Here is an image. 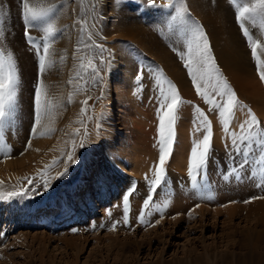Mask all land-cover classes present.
Segmentation results:
<instances>
[{
    "label": "rangeland",
    "instance_id": "obj_1",
    "mask_svg": "<svg viewBox=\"0 0 264 264\" xmlns=\"http://www.w3.org/2000/svg\"><path fill=\"white\" fill-rule=\"evenodd\" d=\"M117 1L123 3V9L128 10L130 5L127 4L129 2L135 3L131 7V12L136 13L140 24L147 28L149 27L175 57L177 66L186 77V84H181L179 81L174 82L179 93L182 91L180 95L183 97H181L185 101L189 99L188 97L185 98L186 96L183 92H185L186 87H190L194 90L193 92L196 96L202 99L198 95L186 67V60L181 57L178 48L169 39L171 29L166 23L161 21L163 19L159 18L162 15L169 18L176 15V13L167 8H151L147 6L146 0ZM182 1L188 9V15L192 16L193 19L196 18L197 21H204L202 18L199 19L197 13L192 9L193 3L191 0ZM30 2L44 6L55 4L56 12L53 15L56 25L64 19L60 26L57 25L62 31L57 34L50 50L55 63L46 69L42 79L48 96H59L53 92L58 86H67L70 78L73 80L75 78L78 79H75V81L77 80L76 85L78 82L80 83V86H76L77 89L82 88L85 92L82 91L84 96L79 101L80 105L77 116H75L80 123L79 132L81 133L79 136L77 135L78 139L74 140L84 139L88 146L77 150L80 163L70 169L69 175L64 178L63 182H54L50 191L31 198L0 199V215L2 214L0 216V264H99L100 262L94 263L93 260L95 258L94 255L101 252L99 258L104 262L103 264H112L114 263L113 256L116 254L113 253V250H108V246L112 244L113 240H117L118 248H122V242L128 244L124 251L118 250V254L133 260L131 264H264V186H258L261 184L259 166L254 162L259 149L253 152L249 165L245 166L239 176L229 174L230 170L243 157L235 154V159H233L231 138L226 134V142L229 145L227 151L218 153L213 149L211 158L208 161L206 180H200V189L191 187L190 177L188 176L190 150L193 141L191 136L195 137L196 134L199 138H202L205 134L202 130L197 131V128L202 129L203 126L198 121L194 123L196 119L195 106L205 109L204 112L212 123L214 133L212 143L214 140H221V136L217 134L218 132H215V128L221 123V119H217L219 115L216 110V114L212 111V116L209 115L213 109H209L211 107L204 100L202 101L204 102L203 104L202 102H194L191 104L187 103L186 106L185 103L183 104L185 108L181 107L183 111L181 108L178 110V119L175 124L176 136L170 157L176 159V156L180 155V157L188 160V164L186 163L185 167L182 168L183 172L180 171V173H183L182 175L177 178L168 177L169 184L167 183L165 188L157 189L156 193L153 194V201L150 202L149 208L146 209L148 213L145 215V223H141L140 219L137 218V213L131 210L127 213L128 222H124L125 211L121 207V203L122 196L128 186H123V192H120L119 196L114 197V200L110 201L106 207H113L111 215L104 217L105 209L102 206H99L97 214L92 213L90 215V213L86 212L87 214H83L84 220H81L78 228H76L77 231H73L75 228L69 224L64 227H57L53 224L42 227L35 225L36 219L34 217L41 215L50 203H56L67 198L70 194V186L85 172L87 159L90 157L93 143L96 141L97 132L94 124L99 123L104 113V105L106 106V89L109 82L106 77H108V71L114 60L111 57V53H109L111 47L107 48L109 46L106 44L107 39H109L107 30L111 21L106 22L104 19V0H30ZM158 2L167 3V0H158ZM226 3L231 8L230 13L234 16L240 37L247 46L250 60L255 67L256 78L264 85V81L260 79L257 71L256 61L252 57L250 45L237 22L236 6L232 4L231 0H227ZM81 18L88 21V26L92 33L91 39L88 38L86 33L80 31L81 25L79 21ZM76 26L79 28L78 32ZM0 28L3 29L5 34L4 37H0V47L13 53L20 74L16 107L12 115L7 119L2 135H0V145L8 144L12 149L7 156L4 152H0V171L4 172L6 169L12 168L13 165L11 163H19L36 141L57 140L58 135L55 133L41 135L49 127L45 120L47 115L43 117L41 126H37V133L30 135L34 122V94L39 70L38 58L34 47L29 45L24 34L25 24L22 18L21 0H0ZM28 31L35 37H43L44 35L37 28H29ZM68 36L70 42L68 43L69 45H65L64 38H68ZM82 38L85 43L90 45L86 50L87 55L96 57L95 62L102 69V80L91 81L88 79L89 73L83 72L79 68V58L85 55L84 51H78V47L81 49L83 47L79 43ZM209 41L210 45H213L212 39ZM93 42L102 44L104 46L103 52L101 49L91 46ZM261 44L264 45V36ZM260 51L261 59L264 60V52L261 49ZM101 55L105 58L104 62L100 60ZM61 57H64L63 61H61ZM150 58L157 60L152 54H150ZM153 63L155 62L153 61ZM155 64L158 65V71L166 72L161 59H159V63ZM219 69V71H222V68ZM78 72L81 73L82 78L77 76ZM210 82L212 84L215 83L214 79L209 81V84L212 85ZM228 82L231 85L232 81L228 80ZM147 84L153 85L152 80L147 81ZM208 90H212L211 86ZM152 91L155 90L153 89ZM101 92L103 93L102 96ZM89 96L92 98L88 99ZM98 96L101 97L99 100L96 99ZM261 98L259 104L246 100L241 101L242 105L235 109V116L230 123V131L235 130L239 133V125L248 118V108L257 115V118L261 121V126L264 127V96ZM63 99L66 105L68 99ZM86 99H88L87 106L82 103V100ZM155 100L150 101L151 103L148 106L150 109L152 108L153 117L156 118L153 125L158 129V105H156L157 100ZM64 108L66 110L69 109L68 106H64ZM85 108L86 110L82 111ZM220 130H224L223 127ZM189 137L191 140L188 139ZM29 139H31V147H26ZM147 153L145 151L141 155H147ZM56 169L58 168L56 167ZM254 169L257 170L255 174L253 173ZM225 175H228L229 178L224 179ZM138 183L135 184L134 194L129 197V203L132 201L135 206L140 208L143 206V201L146 197L144 199L136 197ZM91 188H93L92 185ZM19 189L12 190L9 188L3 189L1 192L7 193ZM92 191L94 192V189ZM85 192H83L84 194L82 193L84 196L82 200H85L84 203H86L85 195H87V192ZM253 197H256V199H253ZM166 200L169 203L164 208L163 213H161L157 210L155 204L163 207ZM245 201L248 202L246 203ZM81 202H77L78 206ZM78 206L76 210L79 212L80 207ZM78 212H74L73 215L78 214ZM31 216L33 218L29 219ZM157 221L159 222L157 223ZM114 223H116L115 229L112 227ZM129 225L131 226L132 238L127 240L122 235L126 233V228ZM142 225H146L145 230L147 231L155 229L158 234L160 232L167 233L165 235L167 244L164 242L158 244V239H154L152 242L150 240L146 241L147 243L141 241L143 242L141 245L140 241H137V239L142 238L141 234L135 237L133 235L135 232L137 234V229ZM168 233H172V235H168ZM177 235L178 237L172 238ZM150 244L152 245L150 248L151 255L149 254L147 257V250ZM192 248L195 250L194 254L189 251Z\"/></svg>",
    "mask_w": 264,
    "mask_h": 264
},
{
    "label": "bare ground",
    "instance_id": "obj_2",
    "mask_svg": "<svg viewBox=\"0 0 264 264\" xmlns=\"http://www.w3.org/2000/svg\"><path fill=\"white\" fill-rule=\"evenodd\" d=\"M191 1L193 3L192 9L197 13L198 18L204 20H199L200 22H198L203 25L208 40L212 39L213 41L211 50L215 57L216 66L218 69L222 68V71H220L221 75L232 81L231 86L234 91H236L239 101L246 100L251 101V103L259 104L262 99L261 97L264 96V85L256 78L255 67L250 60L247 46L240 37L234 16L230 13L231 8L226 3L227 0ZM240 2L243 3L244 0H240ZM103 4L104 19L106 22L111 21L110 27L107 30L109 39H107L106 44L109 46L107 48L111 47L109 53H111L114 63L111 62L113 65L108 71V77H106L107 80L109 79V82L106 89V106L104 105V113L99 123L97 122L98 124H94L97 132L96 141L93 143L90 157L87 159L84 174L70 186V194L67 198L56 203H50L41 215L34 217L37 227L50 224L57 227H64L69 224L76 229L79 226V222L84 220L83 214L86 212L88 214L90 213V215H92V213L97 214L99 206L105 209L104 217H107L111 215L113 207H106L110 201L114 200V197L119 196V193L123 192L122 187L128 186L126 188L127 190L132 184L138 182L139 186L136 197L138 199H144L148 194L145 174L151 177L154 171L153 166L159 161L158 131L153 125L156 118L153 117L152 108L150 109L148 106L157 98L156 96L158 93L155 77L160 75L161 72L157 70L158 65L155 63H159V59H161L166 69V72L163 74L171 81L173 80V82L179 81L181 84H186V77L177 66L173 54L149 27L147 28L140 24L137 20L136 13L131 12V7H133L135 3L129 2L127 4L130 5L129 10L123 9V3L117 0H104ZM176 6H185V4L182 0H176ZM167 9L176 13L173 8ZM174 16L176 15L172 17ZM172 17L168 18L162 15L159 18L163 19L161 21L166 23L171 29L169 39L174 43L176 48H178V52L186 54L191 36L189 28L193 22H197V19H193V17L188 14L175 20H173ZM63 21L64 19L58 22L57 25L60 26ZM245 26L249 27L250 34L254 39H259L262 42L264 35L261 34L259 18L255 25L251 22H246ZM76 28L78 32L79 28L77 26ZM64 42L65 45L70 42L69 36L68 38H64ZM150 54L155 56L157 60L155 58L152 60ZM258 54L261 55L260 49H258ZM153 61L155 63H153ZM142 67L143 79L138 83L136 76L139 74ZM71 79L72 78H70V80ZM75 79L71 80L72 83H69V80L67 86L63 85L57 88L55 86L56 89H53L54 91L51 90L55 95L59 96L47 95V98L51 100L55 107L51 114L46 116L45 120L49 127L54 129L50 135L54 133L57 134V140L36 141L27 154L21 159V163L19 162L20 164H15L13 162L11 163V165H13L12 168L6 169L4 172L0 171V182H2L0 183V192L1 190L3 191V189H18L22 184L24 187H27L24 178H36L38 173L45 169L46 165H50L54 159H59L64 152L70 149L73 140L78 139L81 132L78 133V136L77 134L74 135V133H77V130H79L81 126L75 116H77L76 114L80 105L79 101H81V98L84 96V93H82L84 90H82V88L77 89L76 86H80V83L78 82L79 84L77 83L76 85L78 79L76 81ZM149 80H152L153 85L147 84ZM210 86L209 84V87ZM153 89L155 91H152ZM193 91L194 90L190 87H186L183 93L186 96H184L185 98H189L187 101L191 100L192 103L202 102L203 98H198L199 96L197 97ZM63 98L68 99L66 105L64 104L65 100ZM217 99H219V97ZM203 103L204 102H202V104ZM63 105L68 106L69 109L66 110ZM181 107L185 108L184 105H181ZM206 111H208V109H206ZM212 111H214L215 114L218 112L211 110L210 116H212ZM217 119L219 120L220 117ZM219 125L215 128V132H218L217 134L221 136V140L213 141V149L218 153H224L227 151L229 145L226 142L225 131L220 130L223 125L221 124V127ZM196 136L195 134V137ZM193 138L194 136H191L192 140ZM188 139L191 140L190 137ZM197 139H199L198 136ZM75 141L79 142V140ZM145 151L148 152L147 155H141V153ZM186 163L188 164V160L180 157V155H177L176 159L170 157L166 162L168 177L177 178L179 175H182V168L185 167ZM56 167L58 169H56ZM56 167L52 169L50 175L54 176L57 172L62 170L60 165ZM180 171L182 172L180 173ZM57 181L63 182L64 179L54 182ZM91 185L93 188H91ZM89 187L92 190L94 189V192L90 190ZM85 191L88 195H85L86 203H84L85 200H82L84 197L83 192ZM77 202H81L79 206ZM77 206L80 207L79 212L76 210ZM121 207H123V203H121ZM130 210L137 213V218H139L141 212H145V215L148 213V210L146 211L143 206L139 208L135 206L132 201L130 203ZM74 212H78V214L73 215ZM28 216L30 215L28 214ZM32 218L33 216L29 217V219ZM145 226L146 225H142L139 227V229H137V234L135 232L133 235V237H135L141 234L142 238L137 239V241H140L141 245L143 243L141 241L147 243L146 241L150 240V242H152L154 239H158V244L163 242L167 244V242H165V235L167 233L160 232V234H158L155 229L153 230L154 232L152 230L147 231L145 230ZM130 227V225L127 226L126 233L122 235L124 239L129 240L132 238ZM168 235H172V233H168ZM176 237H178V235L172 238ZM116 241L117 240H113L112 244L108 246V250H113V253L116 254L113 256L114 263L112 264H131L133 260L128 259L127 256L118 254V250L124 251L128 244L122 242V248H118L119 244ZM170 244L172 245V243ZM151 247L152 245L150 244L147 250V257L149 254L151 255ZM189 251L193 254L195 252L194 248L189 249ZM101 253L94 255V263H104L99 258Z\"/></svg>",
    "mask_w": 264,
    "mask_h": 264
},
{
    "label": "snow or ice",
    "instance_id": "obj_3",
    "mask_svg": "<svg viewBox=\"0 0 264 264\" xmlns=\"http://www.w3.org/2000/svg\"><path fill=\"white\" fill-rule=\"evenodd\" d=\"M232 4L237 9V22L241 27L243 35L247 38V42L251 48V54L256 61L257 71L260 79L264 81V60L261 59V55L258 54V49L264 52V45L261 44L259 39H254L250 34L249 27H246V22H251L253 25L257 23L259 18L261 26V34L264 35V0H244L243 3L240 0H231ZM147 6L151 8H173L176 11V16L172 17L173 20L182 18L187 14L188 9L186 6H176V0H167V3H159L158 0H146ZM21 12L22 18L25 24V36L29 45L34 47L38 58V70L39 76L34 94V122L30 130V135L37 133V126H41L42 119L45 115H50L55 105L51 100L47 98V92L42 79L43 73L47 68L54 65L55 60L52 58V43L58 33L62 30L57 27L54 18L56 12L55 4H48L44 6L42 4H33L30 0H21ZM81 27L80 31L86 33L88 38L91 39L92 33L88 26V21L81 18L79 21ZM94 27V25H92ZM37 28L40 29L44 35L43 37L32 36L28 29ZM189 31L191 33L187 53H182L181 57L186 60V67L188 68L191 79L196 87L198 95L213 109L218 111L221 119L223 129L225 133L231 138V147L233 149V159L235 154H239L243 157L238 164L230 170L229 174H235L239 176L240 172L249 165L250 157L256 149H259L257 155L254 158L255 164L259 166L258 171L261 178V184L258 186H264V127L261 126V121L257 118V115L248 108V118L245 119L240 125V131L237 133L235 130L230 131L231 120L235 116V109L242 105V102L238 100L236 92L232 89L226 77H223L215 64V57L212 54L211 45L205 32L203 25L199 22H193L190 25ZM3 29L0 28V37H4ZM83 47H78V51H84L85 55L81 56L79 68L83 72L89 73V79L93 82L102 80V69L95 62L96 57L88 56L86 50L90 47L85 43L83 38L79 42ZM93 47L101 49L103 52L104 46L102 44H95ZM63 61L64 57L60 58ZM86 60V63H85ZM100 60L105 61V58L101 55ZM78 77H81V73H77ZM82 78V77H81ZM143 79V71L137 76V82H141ZM157 83V117L158 123V146H159V161L153 166L154 171L151 177L145 174V183L148 187V194L143 201V208L148 209L150 202L153 201V194L156 193L158 188L166 187L168 183V175L166 169V162L170 158L173 150V144L175 141V124L178 119V110L181 105L191 101H185L176 85L173 81L161 73L155 77ZM215 80V83L211 85V91L209 88V81ZM69 83H72L70 80ZM87 83V81H85ZM20 86V74L17 61L11 51H6L0 47V135H2L3 127L7 119L12 115L16 101L19 94ZM142 88V85H141ZM214 93V94H213ZM103 93L101 92V96ZM220 97L218 100L216 97ZM92 97H88L91 99ZM101 97H96L99 100ZM88 99L82 101L83 105L87 106ZM247 107V106H244ZM82 109V111H85ZM196 119L194 123L198 121L201 128H197V131H203L205 134L202 138H193L192 147L190 150V159L188 165V176L190 177L191 187L194 189H200V180L207 178L208 161L211 158L213 151V129L212 123L208 119V116L199 106H195ZM53 128H46V132L41 133L50 134L53 132ZM79 130H77V135ZM88 145L84 139H80L79 142L73 140L69 150L64 152L59 159H54L50 165H46L45 169L40 171L36 178H24L27 187L21 185L19 190L10 191L7 193L0 192V199L11 200L13 198H31L37 195H43L45 192L50 191L54 181L64 179L69 175L70 168L80 163V157L76 155L77 149L86 148ZM255 146V147H254ZM26 147H31V139H29ZM11 146L8 144L0 145V152H4L7 156L11 153ZM60 165L62 170L57 172L54 176L50 175L52 169ZM256 169L253 173H256ZM228 175H225L224 179H228ZM2 183V182H0ZM136 185L132 184L122 196V203L125 211L124 222L127 223L129 217L127 213L130 210L129 197L134 194ZM256 199V197H253ZM246 203L248 201H245ZM169 201H164L163 207L159 204H155L158 211L163 213L164 208L167 207ZM199 207V205H197ZM110 214V210H109ZM140 222L145 223V212H141L139 216ZM159 221H157L158 223ZM118 223V222H117ZM113 229L116 228V223L112 225ZM77 231V229H73Z\"/></svg>",
    "mask_w": 264,
    "mask_h": 264
}]
</instances>
